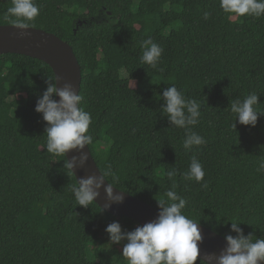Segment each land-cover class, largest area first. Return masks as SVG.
Returning <instances> with one entry per match:
<instances>
[{
  "label": "trees",
  "instance_id": "16d2710c",
  "mask_svg": "<svg viewBox=\"0 0 264 264\" xmlns=\"http://www.w3.org/2000/svg\"><path fill=\"white\" fill-rule=\"evenodd\" d=\"M35 2L40 14L32 28L67 42L77 58L81 106L93 121L89 150L99 170L110 165L119 177L117 189L159 209L173 183L166 171H186L195 154L208 187L175 177V191L187 201L183 214L223 237L236 235L229 221L236 220L245 236L264 238V173L256 172L264 116L244 126L229 106L256 93L264 111V16L229 19L219 0ZM11 6L0 0V26L12 25L5 19ZM148 37L164 49L162 72L140 63ZM48 76L54 74L40 60L0 55V264H127L126 242L110 245L105 228L113 221L125 231L140 225L100 212L96 203L75 207V176L65 174L64 157L44 148L46 122L34 109ZM153 77L163 84H146ZM173 85L202 104L193 131L206 144L192 152L156 99Z\"/></svg>",
  "mask_w": 264,
  "mask_h": 264
},
{
  "label": "clouds",
  "instance_id": "9594fccd",
  "mask_svg": "<svg viewBox=\"0 0 264 264\" xmlns=\"http://www.w3.org/2000/svg\"><path fill=\"white\" fill-rule=\"evenodd\" d=\"M11 7L7 9L5 19L15 28L28 30L34 26L35 19L40 14V8L35 0H11ZM219 7L230 19L237 17L264 16V0H219ZM211 13H204L208 20ZM142 54L140 63L156 71H163L160 67L164 49L153 38L148 37L140 42ZM47 87L37 99L35 111L42 114L46 122V148L47 153L55 157H64L63 169L68 177L75 176L77 167L83 168L89 160V151L85 149L94 143V137L89 131L92 124L91 113L81 106L83 96L77 92L72 83H65L58 87V77L48 76ZM135 87V86H134ZM59 97V100L55 99ZM157 100H163L161 105L162 117L166 116L171 127L184 130L183 149L186 153L193 148L206 144L205 138L193 131L200 122L202 104L195 99L186 98L182 90L175 85L168 86L162 95L158 94ZM259 95L251 93L243 99L230 101V112L235 121L244 126L255 127L259 116H264V111L258 110ZM232 127L235 129L236 124ZM74 152L70 158L67 154ZM190 165L184 172H179L175 166L166 171V176L173 181L171 187L164 192L166 199L157 200L158 216L142 226H137L132 231L122 230L118 221H113L105 228L109 236V244L123 245L122 257L127 264H196L200 257V264H261L264 262V238L253 239V235H244L240 227L242 222L229 220L230 232L225 235L226 246L219 255L205 253L202 258L199 243L203 236L198 222L183 214L187 201L175 191L177 187L175 177L179 174L186 181H195L201 188L208 187L204 180L205 171L202 163L193 154ZM257 173H264V158L260 159L256 167ZM111 178V182H109ZM119 177L113 172L111 166L98 170L87 177L76 178L69 186L70 192L77 205L88 208L101 195V189L106 196L107 203L99 206L100 212L110 208L113 203H122L123 191L114 192L118 188L115 184ZM107 182V183H106ZM228 221V222H229ZM227 222V223H228ZM227 223H224L227 225Z\"/></svg>",
  "mask_w": 264,
  "mask_h": 264
},
{
  "label": "water",
  "instance_id": "95a60500",
  "mask_svg": "<svg viewBox=\"0 0 264 264\" xmlns=\"http://www.w3.org/2000/svg\"><path fill=\"white\" fill-rule=\"evenodd\" d=\"M7 53L23 55L44 62L51 68L54 76L58 77V87H63L65 83H72L76 91H80L82 71L77 58L71 46L54 34L36 28L20 30L13 25L0 26V55ZM55 99L59 100V97H55ZM85 151L90 153L89 160L83 168L77 167L75 169V178L77 179L98 173L99 170L89 147ZM74 154V152L68 153L67 158ZM114 192H121V190L114 188ZM123 195L124 200L122 203H113L110 208L104 211L117 218L132 219L140 226L158 216L159 209L126 192H123ZM95 203L101 207L107 203L103 189H101V195ZM199 227L203 236L202 243L198 245L202 258H206L205 253L219 255L220 251L226 246L225 237L200 224ZM261 264H264V262H261Z\"/></svg>",
  "mask_w": 264,
  "mask_h": 264
},
{
  "label": "rangeland",
  "instance_id": "374dc122",
  "mask_svg": "<svg viewBox=\"0 0 264 264\" xmlns=\"http://www.w3.org/2000/svg\"><path fill=\"white\" fill-rule=\"evenodd\" d=\"M146 84L156 86V85H162L163 82L161 81L160 78L153 77V78L147 79Z\"/></svg>",
  "mask_w": 264,
  "mask_h": 264
}]
</instances>
